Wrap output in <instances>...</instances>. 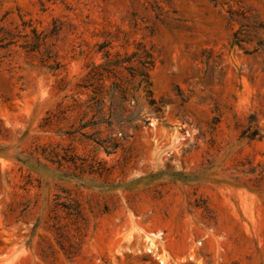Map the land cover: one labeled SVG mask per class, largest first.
Instances as JSON below:
<instances>
[{"label": "rangeland", "instance_id": "374dc122", "mask_svg": "<svg viewBox=\"0 0 264 264\" xmlns=\"http://www.w3.org/2000/svg\"><path fill=\"white\" fill-rule=\"evenodd\" d=\"M166 237L264 264V0H0V264Z\"/></svg>", "mask_w": 264, "mask_h": 264}, {"label": "crops", "instance_id": "0c3cea01", "mask_svg": "<svg viewBox=\"0 0 264 264\" xmlns=\"http://www.w3.org/2000/svg\"><path fill=\"white\" fill-rule=\"evenodd\" d=\"M159 239V238H158ZM158 239H156L158 241ZM186 245L187 242H186ZM164 248H165V254L166 256V262H163L161 258H157L160 263H170V264H177L180 263L182 260L186 258H191V256L188 253H185L183 255H179L173 247V238L166 237L164 240Z\"/></svg>", "mask_w": 264, "mask_h": 264}, {"label": "bare ground", "instance_id": "6f19581e", "mask_svg": "<svg viewBox=\"0 0 264 264\" xmlns=\"http://www.w3.org/2000/svg\"><path fill=\"white\" fill-rule=\"evenodd\" d=\"M164 260H165V259H164ZM164 260H163V261H164ZM164 262H165V261H164Z\"/></svg>", "mask_w": 264, "mask_h": 264}]
</instances>
